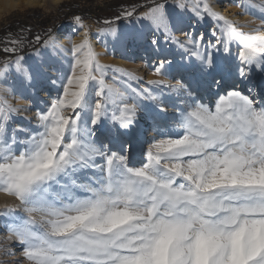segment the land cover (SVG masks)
Wrapping results in <instances>:
<instances>
[{
    "label": "snow or ice",
    "instance_id": "1",
    "mask_svg": "<svg viewBox=\"0 0 264 264\" xmlns=\"http://www.w3.org/2000/svg\"><path fill=\"white\" fill-rule=\"evenodd\" d=\"M235 6L253 18L198 0L197 17L218 23L214 41H176L191 55L152 66V88L119 68L109 78L74 15L63 95L34 126L16 119L33 109L11 101L35 103L31 90L51 78L22 56L0 65V192L12 201L0 204V264H264V4ZM142 19L172 30L164 0ZM52 32L35 41L56 52Z\"/></svg>",
    "mask_w": 264,
    "mask_h": 264
},
{
    "label": "rangeland",
    "instance_id": "2",
    "mask_svg": "<svg viewBox=\"0 0 264 264\" xmlns=\"http://www.w3.org/2000/svg\"><path fill=\"white\" fill-rule=\"evenodd\" d=\"M69 1L71 0H64V2ZM92 1H94L96 7L101 6L103 2H105V0ZM197 2L198 0H170L165 2L168 6L172 23V30L167 38L161 32H154L148 22L142 19L143 14L140 15L141 13L134 20H131V24L127 25L124 31L116 30L121 37L120 40H117L114 36L98 35L95 30L98 28L93 23L84 21L86 29L92 39L93 48L99 58V63L108 69V77L111 78L112 76L111 69L119 68L132 72L135 76L141 78L138 87L152 88L154 86L150 85L149 82L158 79V77L151 74L152 66H155L164 58L179 62L183 57L184 61L187 62L188 57L191 55L190 52L183 50L181 45L177 44L176 41L185 42L189 41L190 38L199 37L201 35H203L205 43L210 40L214 41L215 38L212 36V33L218 30V23L214 19H199L193 11ZM237 2L238 0H212L214 10L221 13L226 18L236 20L238 23L250 21L253 18L252 16L239 15L241 9L235 6ZM243 2L248 3L249 0H243ZM254 3L264 4V0H254ZM61 4L54 5L49 2L48 8L34 7L31 9H39L45 15L51 14L54 16ZM178 5H186L188 10L182 11V8ZM31 9L15 10L5 15L0 19V26L15 20H25L26 11ZM65 9L63 11H66ZM29 26L30 28L34 27L35 23L31 21ZM69 37L77 41L79 39L77 34L70 35L66 33L63 34V37L58 38L59 44L56 52L50 47H45L43 44L36 51H33L34 53H32V55L22 56L26 67L30 65H43L42 70L45 76L51 79L38 83L37 86L31 90L35 103H33L32 100H20L19 98L11 101L18 107H30L33 109V111L27 114L17 116V120L24 118L32 119L34 126L36 112L45 108L47 103H50L52 99H56L58 96L63 95L61 78L66 74H70L69 61L73 59L71 54L65 51V49L70 47L68 44ZM154 37L160 41L159 51L151 45V40ZM120 42H124V44L121 43L122 46H119ZM189 47H191V45H189ZM214 54L220 55L221 53L214 51ZM231 55L233 57L237 55L236 44L231 46ZM18 57L10 62L14 63ZM15 78L16 73L13 70L9 75L8 83H13ZM53 81H55V83H53ZM213 91H215V89H213ZM150 135L151 133L149 132V139L151 138ZM5 201L12 202L10 197L0 192V204H3Z\"/></svg>",
    "mask_w": 264,
    "mask_h": 264
},
{
    "label": "trees",
    "instance_id": "3",
    "mask_svg": "<svg viewBox=\"0 0 264 264\" xmlns=\"http://www.w3.org/2000/svg\"><path fill=\"white\" fill-rule=\"evenodd\" d=\"M168 1L170 0H164V2ZM151 4L152 0H105L101 6L96 7L92 0H71L62 3L54 16L45 15L39 9L28 10L24 17L25 20H15L0 26V65L10 62L18 56L36 51L43 45V39L40 43H36L37 35L46 39L45 34L48 28H52V34H54L66 24L74 23L73 16L76 14L81 15L84 21L93 23L97 28L108 29L131 22L140 13L147 10ZM64 9L66 11H63ZM125 11H133L134 15L125 17L122 15ZM105 20L113 21V23L105 24ZM31 21L35 23V26L30 28ZM14 39L22 40L23 47L12 45L10 41ZM5 47H17V53L15 55L5 53Z\"/></svg>",
    "mask_w": 264,
    "mask_h": 264
},
{
    "label": "bare ground",
    "instance_id": "4",
    "mask_svg": "<svg viewBox=\"0 0 264 264\" xmlns=\"http://www.w3.org/2000/svg\"><path fill=\"white\" fill-rule=\"evenodd\" d=\"M54 4V5H59L64 2V0H0V19L4 17L5 15H8L15 10H24V9H31L34 7L38 8H48V3ZM146 11L142 12L140 15L144 14ZM132 22V21H131ZM131 22H126L120 25H117L112 28L108 29H95L98 33V35L102 36H113L111 34L112 29L124 31L127 25L131 24ZM69 33L70 35H78L79 37V26L75 23H71L68 25H65V27L61 28L59 31L54 33L53 35L56 37H63V34ZM65 36V35H64ZM122 42H120L119 46L121 45ZM124 44V42L122 43ZM34 53V52H32ZM28 54L26 56L32 55ZM242 86V85H241ZM152 136V133L150 137Z\"/></svg>",
    "mask_w": 264,
    "mask_h": 264
}]
</instances>
